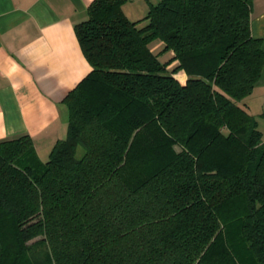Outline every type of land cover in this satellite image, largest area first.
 <instances>
[{
	"label": "trees",
	"instance_id": "obj_1",
	"mask_svg": "<svg viewBox=\"0 0 264 264\" xmlns=\"http://www.w3.org/2000/svg\"><path fill=\"white\" fill-rule=\"evenodd\" d=\"M126 1L75 26L91 70L48 159L0 141V264H264L252 0H158L139 20Z\"/></svg>",
	"mask_w": 264,
	"mask_h": 264
},
{
	"label": "crops",
	"instance_id": "obj_2",
	"mask_svg": "<svg viewBox=\"0 0 264 264\" xmlns=\"http://www.w3.org/2000/svg\"><path fill=\"white\" fill-rule=\"evenodd\" d=\"M92 1L0 0V141L27 135L42 162L67 135L65 97L91 70L75 26ZM128 1L122 10L131 19ZM146 2L145 12L157 3ZM250 30L264 49V0H252ZM247 109L264 118V71Z\"/></svg>",
	"mask_w": 264,
	"mask_h": 264
},
{
	"label": "rangeland",
	"instance_id": "obj_3",
	"mask_svg": "<svg viewBox=\"0 0 264 264\" xmlns=\"http://www.w3.org/2000/svg\"><path fill=\"white\" fill-rule=\"evenodd\" d=\"M151 3H156L158 0H149ZM129 3L127 4V8L126 12L127 15L132 19V20H139L142 19L147 11L145 12V10H143L142 6L143 4H147L146 0H133V1H128ZM146 8H149V5H147ZM260 105V102H256L252 104V112L257 111L256 108H258V106ZM259 119V118H257ZM260 122V130L262 132H264V118H262L261 120L259 119ZM83 150L81 148L78 149V155L82 154ZM45 161V160H44ZM32 242V241H31Z\"/></svg>",
	"mask_w": 264,
	"mask_h": 264
}]
</instances>
